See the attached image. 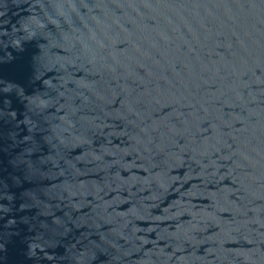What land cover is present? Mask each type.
I'll list each match as a JSON object with an SVG mask.
<instances>
[{"label":"water","instance_id":"obj_1","mask_svg":"<svg viewBox=\"0 0 264 264\" xmlns=\"http://www.w3.org/2000/svg\"><path fill=\"white\" fill-rule=\"evenodd\" d=\"M0 264H264V0H0Z\"/></svg>","mask_w":264,"mask_h":264}]
</instances>
